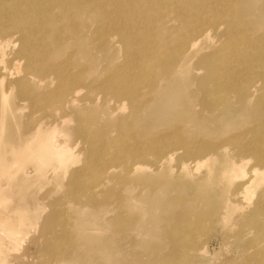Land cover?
<instances>
[{
	"label": "bare ground",
	"instance_id": "bare-ground-1",
	"mask_svg": "<svg viewBox=\"0 0 264 264\" xmlns=\"http://www.w3.org/2000/svg\"><path fill=\"white\" fill-rule=\"evenodd\" d=\"M254 1L0 0V194L20 182L12 177L19 172L24 181L35 177L32 185L37 190L48 180L57 181L66 156L59 142L66 121L60 112L86 86L90 91L106 92L109 103L117 101V115L124 111L122 104H130L129 114L117 118L118 127V121L124 127L132 126L133 119L145 114L168 116L165 108L179 105L192 112L188 122H198L200 112L195 107L204 103L209 109L212 104L208 107L207 100L226 99L230 104L231 97L241 96L249 106L252 98L264 97V15L257 14L261 6ZM109 36L117 38L111 42L120 48L116 51L122 64L107 75L106 66L99 70L94 66L90 44L98 40L105 45ZM95 77L100 83L92 80ZM49 91L56 98L52 104L45 101ZM28 104L38 109L32 122L22 114ZM175 126L170 122V130L157 134L160 140L148 145L143 142V151L158 158L166 153L160 160L161 167L167 169L176 151L183 148L199 160L197 167L216 160L198 183L211 186L218 195L217 219L230 222L241 196L251 200L257 194L261 199L259 176L264 172L257 165L248 170L250 160L238 157L235 151L257 155L263 163L264 143L243 142L241 134L229 138L239 148L236 150L206 141L191 143ZM191 169L187 164L181 166L182 181L194 177ZM140 170H125L126 176ZM59 185L56 182L55 186ZM130 203L146 204L142 198ZM27 208L0 209V256L22 231ZM35 217L45 224L54 219L55 212L43 219ZM168 240L169 251L190 247L185 238L178 245L172 236ZM201 250L202 255L208 251L205 247Z\"/></svg>",
	"mask_w": 264,
	"mask_h": 264
},
{
	"label": "rangeland",
	"instance_id": "rangeland-1",
	"mask_svg": "<svg viewBox=\"0 0 264 264\" xmlns=\"http://www.w3.org/2000/svg\"><path fill=\"white\" fill-rule=\"evenodd\" d=\"M254 2L261 6L257 14L264 15V0ZM116 39L109 36L105 45L98 40L90 44L94 66L98 70L106 66L107 75L122 64L116 51L120 48L112 45ZM92 80L100 83L99 77ZM79 91L60 112L66 121L59 142L66 156L57 181L48 180L37 190L32 185L35 177L24 181L19 172L9 177H18L20 182L0 194V209L28 207L23 213L27 217L21 220L22 231L4 248L7 252L1 249L0 264H167L168 260L174 264H264V173L259 176L261 199L257 194L251 200L241 196L233 218L224 223L217 219L218 195L211 186L198 183L216 160L197 167L199 160L183 148L176 151L167 169L160 160L166 153L158 158L142 146L160 140L157 134L170 130V122L191 143L206 141L235 149L238 147L229 138L241 134L243 142L263 144L264 97L252 98L249 106L241 96L231 97L230 104L226 99L207 100L208 107L212 104L209 109L204 103L195 107L200 112L198 122H188L192 112L179 105L165 108L168 116L145 114L133 119L132 126L124 127L118 121V127L117 118L131 111L129 103L123 102L124 111L117 115V101H106V92L90 91L87 86ZM55 99L54 92L45 94L50 104ZM37 110L28 104L22 114L32 122ZM208 116L212 118L202 119ZM235 154L250 160L248 170L257 165L264 172V162H258L257 155ZM183 164L192 168L194 177L189 180L182 181L180 176ZM138 167L142 170L126 176L125 170L129 173ZM56 182L60 185L55 186ZM41 198L44 200L38 204ZM141 198L146 204L130 205ZM49 212H55L54 219L39 224L35 216L43 219ZM102 223L106 226L100 227ZM170 236L177 245L187 239L190 247L169 251ZM203 247L208 250L205 255L201 254Z\"/></svg>",
	"mask_w": 264,
	"mask_h": 264
}]
</instances>
